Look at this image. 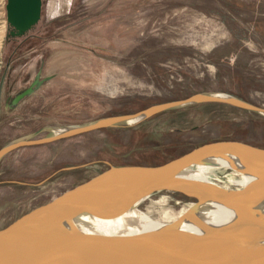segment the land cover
<instances>
[{"label":"rangeland","instance_id":"1","mask_svg":"<svg viewBox=\"0 0 264 264\" xmlns=\"http://www.w3.org/2000/svg\"><path fill=\"white\" fill-rule=\"evenodd\" d=\"M51 2L43 0L39 23L16 44L6 40L7 0H0L4 93L44 80L9 115L11 124L0 118V150L198 93L264 108V0H67L64 11L57 4L50 12ZM216 140L264 148V116L201 103L17 147L0 159V229L111 166L159 165ZM203 172L224 188L239 179L224 168ZM161 191L126 214L165 222L195 201Z\"/></svg>","mask_w":264,"mask_h":264},{"label":"water","instance_id":"2","mask_svg":"<svg viewBox=\"0 0 264 264\" xmlns=\"http://www.w3.org/2000/svg\"><path fill=\"white\" fill-rule=\"evenodd\" d=\"M42 7L43 0H7V38L30 32L42 17ZM34 90L31 87L18 95L13 105ZM201 103L227 104L264 116L263 107L233 96L198 93L67 129L43 140H16L0 150V159L20 146L139 123L171 109ZM217 168L239 175L236 186L217 185L218 191L200 199L181 190L159 187L187 170ZM161 190L178 191L195 201L165 222L124 217L128 208ZM263 194L264 148L237 140L207 142L159 165L111 166L1 228L0 264H264V229L222 244L177 246L170 241L171 236L206 225L213 215L223 216L232 207L253 204ZM146 237H155L162 246H136Z\"/></svg>","mask_w":264,"mask_h":264},{"label":"bare ground","instance_id":"3","mask_svg":"<svg viewBox=\"0 0 264 264\" xmlns=\"http://www.w3.org/2000/svg\"><path fill=\"white\" fill-rule=\"evenodd\" d=\"M57 4H59L58 6H60L61 11H64V9L68 6L67 0H52L50 12L53 11V8ZM64 131L65 130H62L58 133ZM159 187L181 190L197 199L219 190V187L206 176L203 169L187 170ZM124 217L145 220L144 218L131 217L127 214ZM263 229L264 194L253 204L248 206L239 205L232 207L223 216H221V213L213 215L212 219L206 225H203L198 229L189 230L187 232L171 236L170 241L177 246L208 245L214 243L222 244ZM136 246L144 249H157L162 245L161 243H158L155 237H146L139 240Z\"/></svg>","mask_w":264,"mask_h":264},{"label":"flooded vegetation","instance_id":"4","mask_svg":"<svg viewBox=\"0 0 264 264\" xmlns=\"http://www.w3.org/2000/svg\"><path fill=\"white\" fill-rule=\"evenodd\" d=\"M8 31H9V27H8ZM29 33V32H28ZM27 33V34H28ZM26 34V35H27ZM26 35L25 36H23V37H20V38H12V37H10V38H7L6 40H7V42L8 43H16L17 41H19V40H21V39H23V38H26ZM16 44H18V43H16ZM10 65V63H8V67H10L9 66ZM44 83V80L43 79H41V77L40 76H38V77H35V79L34 80H32V82H29L28 83V86H26V87H24V88H22L21 90H20V92L19 93H17V94H15L13 97H9L6 93H4V86H5V81H3V84H2V80H1V82H0V92H1V98H3L4 96H5V94L7 95L6 96V98H7V103L5 102V107H6V109L9 107V112H12V113H15L18 109H19V107L25 102V100L29 97V96H31L32 94H34L36 91H37V89L39 88V87H41L42 86V84ZM2 84V85H1ZM31 87H33V88H35V90H34V92H32V94H30V95H28V96H26V97H24L17 105H13V101L16 99V97L18 96V95H20V94H22L24 91H27L29 88H31ZM38 87V88H37Z\"/></svg>","mask_w":264,"mask_h":264},{"label":"crops","instance_id":"5","mask_svg":"<svg viewBox=\"0 0 264 264\" xmlns=\"http://www.w3.org/2000/svg\"><path fill=\"white\" fill-rule=\"evenodd\" d=\"M2 98H1V92H0V118H2V120L4 119V120H6L7 119V121H8V123H10L11 124V120H10V117H11V113L12 112H9L8 110L7 111H5V112H3L2 111V109H1V102H2V100H1ZM4 114H6V115H4ZM9 115H10V117H9ZM15 121V120H14Z\"/></svg>","mask_w":264,"mask_h":264},{"label":"trees","instance_id":"6","mask_svg":"<svg viewBox=\"0 0 264 264\" xmlns=\"http://www.w3.org/2000/svg\"><path fill=\"white\" fill-rule=\"evenodd\" d=\"M225 55L228 56V53H225ZM218 60V59H217ZM205 104H208V103H205ZM209 104H213V105H219V106H227L226 104H222V103H209ZM235 108V107H234ZM240 110V109H239ZM187 152V151H186ZM185 153V152H184ZM182 155V154H181ZM180 156V155H178ZM177 157V156H176ZM173 159V158H172ZM171 160V159H170ZM169 161V160H168ZM167 162V161H166ZM165 163V162H164ZM86 181V180H85Z\"/></svg>","mask_w":264,"mask_h":264}]
</instances>
